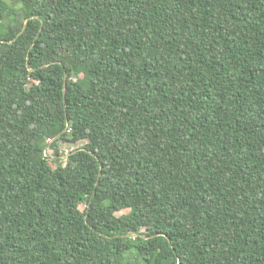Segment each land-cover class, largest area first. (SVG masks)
Returning a JSON list of instances; mask_svg holds the SVG:
<instances>
[{
    "label": "trees",
    "instance_id": "1",
    "mask_svg": "<svg viewBox=\"0 0 264 264\" xmlns=\"http://www.w3.org/2000/svg\"><path fill=\"white\" fill-rule=\"evenodd\" d=\"M0 264H264V0H0Z\"/></svg>",
    "mask_w": 264,
    "mask_h": 264
},
{
    "label": "rangeland",
    "instance_id": "2",
    "mask_svg": "<svg viewBox=\"0 0 264 264\" xmlns=\"http://www.w3.org/2000/svg\"><path fill=\"white\" fill-rule=\"evenodd\" d=\"M60 51H61V49H60ZM84 144V141H82V142H79V143H77V144H69V143H67V142H65V141H63V140H60L59 141V147H58V149H59V151L60 152H65V151H69V150H71V149H73V148H75V147H78V146H82ZM54 149H51L50 151H49V155H50V160H51V164L53 165V166H57V165H59L60 163L62 164H64L66 161H67V159H66V155H63V156H60V157H57L54 153ZM66 153H68V152H66ZM58 158H60V159H58ZM60 161V162H59ZM84 207V206H83ZM121 212H118V214H120Z\"/></svg>",
    "mask_w": 264,
    "mask_h": 264
}]
</instances>
